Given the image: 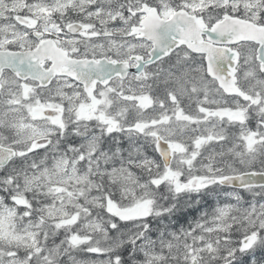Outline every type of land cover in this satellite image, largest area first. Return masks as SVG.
I'll list each match as a JSON object with an SVG mask.
<instances>
[{
  "label": "snow or ice",
  "instance_id": "1",
  "mask_svg": "<svg viewBox=\"0 0 264 264\" xmlns=\"http://www.w3.org/2000/svg\"><path fill=\"white\" fill-rule=\"evenodd\" d=\"M0 264H264V0H0Z\"/></svg>",
  "mask_w": 264,
  "mask_h": 264
}]
</instances>
